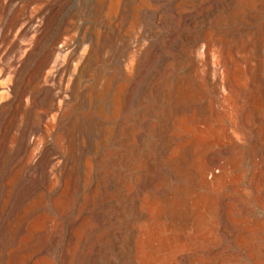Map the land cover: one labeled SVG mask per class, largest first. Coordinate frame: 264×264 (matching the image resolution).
Wrapping results in <instances>:
<instances>
[{
  "label": "bare ground",
  "instance_id": "obj_1",
  "mask_svg": "<svg viewBox=\"0 0 264 264\" xmlns=\"http://www.w3.org/2000/svg\"><path fill=\"white\" fill-rule=\"evenodd\" d=\"M0 264H264V0H0Z\"/></svg>",
  "mask_w": 264,
  "mask_h": 264
}]
</instances>
